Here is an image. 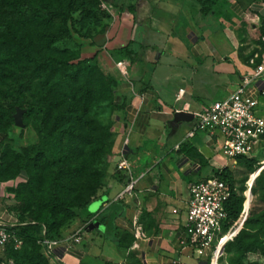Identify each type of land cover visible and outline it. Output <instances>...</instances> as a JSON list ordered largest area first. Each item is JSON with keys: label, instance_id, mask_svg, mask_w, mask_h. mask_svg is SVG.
Returning <instances> with one entry per match:
<instances>
[{"label": "crops", "instance_id": "crops-1", "mask_svg": "<svg viewBox=\"0 0 264 264\" xmlns=\"http://www.w3.org/2000/svg\"><path fill=\"white\" fill-rule=\"evenodd\" d=\"M130 4L132 10H116L105 33L97 35L103 40L98 59L106 68L115 67L121 82L116 101L124 105L114 116L112 165L97 196L63 230L50 264H213L216 244L197 256L180 242L187 239L188 187L224 167L233 170L236 161L223 154L218 132L190 134L196 114L228 98L244 76L264 66V0H219L206 16L200 0ZM126 46L138 56L130 62L128 78L120 76L117 57L110 56ZM251 87L264 118V72ZM178 111L193 118L172 133L169 122ZM183 143L192 145L204 163L180 153ZM123 160L136 181L131 195H121L130 180L118 169ZM12 185L0 183V221L9 227L18 226L8 198ZM100 214L106 222L96 220ZM134 220L142 227V240L134 237ZM80 228L82 243L69 244Z\"/></svg>", "mask_w": 264, "mask_h": 264}, {"label": "trees", "instance_id": "trees-1", "mask_svg": "<svg viewBox=\"0 0 264 264\" xmlns=\"http://www.w3.org/2000/svg\"><path fill=\"white\" fill-rule=\"evenodd\" d=\"M218 1L200 0L202 15L211 13ZM107 2L114 10L133 9L130 0H0V183L25 178L8 189L15 195L14 209L21 213L18 226L9 232L20 246L11 240L0 264H50L43 242L59 240L104 186L114 136L112 124L103 125L92 109L103 101L113 111L123 109L116 101L121 82L103 73L97 56L81 60L78 51L65 46L81 31V23L87 24V32L104 33L111 20L102 8ZM114 56L115 61L130 62L138 57L129 46ZM259 63L257 59L255 65ZM260 96L264 98V88ZM17 108L26 111V125L28 117L38 118L33 122L38 142L20 151L6 143ZM179 152L201 164L205 161L189 143L181 144ZM235 161L247 168L249 176L260 167L255 157ZM213 177L230 191L223 237L243 214L247 187L236 188L229 167ZM251 197L240 231L224 245L227 264H261L252 261V255L264 260V208H254L256 199L264 203V170L253 183ZM105 219L102 214L96 217L100 222Z\"/></svg>", "mask_w": 264, "mask_h": 264}, {"label": "built area", "instance_id": "built-area-1", "mask_svg": "<svg viewBox=\"0 0 264 264\" xmlns=\"http://www.w3.org/2000/svg\"><path fill=\"white\" fill-rule=\"evenodd\" d=\"M129 65L130 61L128 60H120L116 63V68L124 78H128ZM263 72L264 66H259L255 73L243 77L240 85L228 98L214 102L207 109L196 114L197 123L190 135L193 136L196 131L207 132L211 135L218 132L223 138V154L228 159L255 157V149L258 148L261 142H264V118L257 113L259 106L258 92L251 87V84ZM118 169L127 171L130 176L129 183L121 195H131L136 181L132 178L130 164L123 160L118 164ZM188 190L187 239L180 242L182 244L188 243L197 256H202L216 244L213 254L214 257H217L223 238L231 232L235 234L244 223L246 215L243 216L242 214L239 222L226 235L221 237L223 224L227 219L225 203L230 196L227 184L211 177L191 183ZM9 228L8 225L0 221V251L2 252L11 240H14L17 248L20 246V242L10 234ZM133 229L137 241L145 238L138 221L134 220ZM83 234L84 228L78 229L68 238V243L71 245L81 244ZM57 242L58 240H45L43 242L44 255L50 262L54 260L53 248Z\"/></svg>", "mask_w": 264, "mask_h": 264}, {"label": "rangeland", "instance_id": "rangeland-1", "mask_svg": "<svg viewBox=\"0 0 264 264\" xmlns=\"http://www.w3.org/2000/svg\"><path fill=\"white\" fill-rule=\"evenodd\" d=\"M111 4L109 2L107 3H102V8L106 9L108 11V13L111 15V20L109 22V24L111 23V21H113L114 17H116L117 15V11L114 10L113 8H110ZM108 24V27H109ZM87 24H82L81 23V31L78 34H74V40L67 44L65 47L69 48L70 50L78 51V57L81 60L84 59H92L95 56H97V64L100 66L101 70L103 71V73L105 75H111L117 78V71L115 69V67H110V68H106L104 64H102L99 59V53H100V46L103 40H99L100 38L97 37V32H87ZM106 31V30H105ZM104 31V33H105ZM87 32V35H86ZM103 33V34H104ZM96 38V39H95ZM94 40L97 41V44L95 45L96 47L92 48V45L94 44ZM111 58H113L115 60L114 57V52H112L110 54ZM103 59V58H101ZM104 60V59H103ZM121 76V75H120ZM123 77V76H121ZM260 102L261 105H264V98H260ZM93 113L96 114V116L99 118L100 122L103 125H107V124H112V128L111 131L113 132V136H114V125H115V115H117V111H113L111 105L106 102H100L97 105H95L92 109ZM26 114V111H24L23 114V124L24 127L23 128H18L15 125H13V127H11L8 132H7V138H6V143L8 145H10L14 150L16 151H20L23 148L29 147L33 144H36L38 142V136H37V132L34 128V124L33 122H37L38 118H35L33 116H31L30 118L28 117V125H26V120L24 115ZM1 138V137H0ZM115 142V139L113 140V143ZM114 146V145H113ZM113 149H112V153L111 155L108 157V167H107V171H106V177L108 175V172L111 168L112 165V158H113ZM254 155L255 158L258 162V166L259 168H257V170L249 176V171L247 170L246 167H244L243 165H238L236 164V167L233 169V175L235 177V181H236V188H240L241 186L245 185L246 190L244 192V197H245V201L243 204V215H248L249 209H250V204L252 201V197H251V188L253 185V180L255 179V177L257 176V174L264 169V142H261L258 146V148L255 149L254 151ZM248 179V181L246 180ZM25 181V178L23 177H18L16 178L14 181H10L12 182V187H16L19 183H22ZM8 198L12 200L11 202V207H12V212L14 213L15 218L17 219L18 223H19V216H20V212L17 211L16 209H14L15 206H17V202L15 201V195L13 193H8ZM254 208L256 210H262L264 208V203H261L259 200H255V205ZM228 239L227 236H225L223 238L222 241V245L226 242V240ZM224 253V252H223ZM223 255V254H222ZM221 255V256H222ZM2 259V251H0V261ZM250 259L252 261H258L261 264H264V260L262 259V257L258 256V255H252L250 257ZM213 264H218V260L217 257L214 258ZM221 264H227V256L226 254L223 255V262Z\"/></svg>", "mask_w": 264, "mask_h": 264}, {"label": "water", "instance_id": "water-1", "mask_svg": "<svg viewBox=\"0 0 264 264\" xmlns=\"http://www.w3.org/2000/svg\"><path fill=\"white\" fill-rule=\"evenodd\" d=\"M23 114H24V110L17 108L16 109V113L13 116L14 125L16 127H18V128H23L24 127V124H23ZM192 118H193V116L190 115V114H188L187 112H184V111H178V112H176L174 114L173 119L169 122V127H170L172 133L180 126L181 123H188V122H190L192 120ZM263 170L264 169H262L261 171H263ZM258 176H259V174H258ZM93 226L94 227H98L99 224L96 223L95 225L93 224ZM240 229L234 234V236H236L238 234V232L240 231ZM230 239H231V237H229L226 240V242L229 241ZM225 243L220 247V251L218 253L217 260L223 254Z\"/></svg>", "mask_w": 264, "mask_h": 264}, {"label": "bare ground", "instance_id": "bare-ground-1", "mask_svg": "<svg viewBox=\"0 0 264 264\" xmlns=\"http://www.w3.org/2000/svg\"><path fill=\"white\" fill-rule=\"evenodd\" d=\"M261 172V171H260ZM260 172L258 173V174H260ZM258 174H257V176H258ZM257 176L255 177V179L257 178ZM255 179L253 180V182L255 181ZM223 241V240H222ZM221 246H222V242H221Z\"/></svg>", "mask_w": 264, "mask_h": 264}]
</instances>
